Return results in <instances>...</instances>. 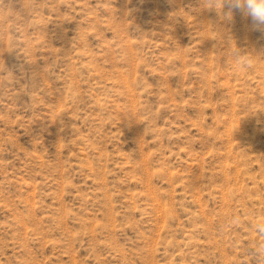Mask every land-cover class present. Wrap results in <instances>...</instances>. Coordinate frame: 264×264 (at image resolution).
I'll use <instances>...</instances> for the list:
<instances>
[{
	"label": "rangeland",
	"instance_id": "374dc122",
	"mask_svg": "<svg viewBox=\"0 0 264 264\" xmlns=\"http://www.w3.org/2000/svg\"><path fill=\"white\" fill-rule=\"evenodd\" d=\"M215 2L0 0V264H264V34Z\"/></svg>",
	"mask_w": 264,
	"mask_h": 264
},
{
	"label": "clouds",
	"instance_id": "9594fccd",
	"mask_svg": "<svg viewBox=\"0 0 264 264\" xmlns=\"http://www.w3.org/2000/svg\"><path fill=\"white\" fill-rule=\"evenodd\" d=\"M215 8L220 11L226 9L224 15L228 17L239 13L249 18L253 30L264 34V0H216ZM257 232L264 236V222L257 225Z\"/></svg>",
	"mask_w": 264,
	"mask_h": 264
}]
</instances>
